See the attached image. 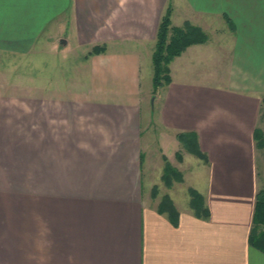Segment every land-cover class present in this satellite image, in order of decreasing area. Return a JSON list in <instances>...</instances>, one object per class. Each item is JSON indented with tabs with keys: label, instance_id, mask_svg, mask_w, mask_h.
Here are the masks:
<instances>
[{
	"label": "crops",
	"instance_id": "crops-1",
	"mask_svg": "<svg viewBox=\"0 0 264 264\" xmlns=\"http://www.w3.org/2000/svg\"><path fill=\"white\" fill-rule=\"evenodd\" d=\"M168 3L172 25L189 21L207 40L173 58L170 82L154 88L152 52ZM70 40L81 55L66 79L42 74L37 92L0 86V100L38 101L40 193L52 197L37 236H22V225L0 226L8 228L0 231V264H264L248 242L254 130L264 119V0H0L6 68H32L34 56L40 67L45 53ZM96 45L104 51L93 53ZM28 69L18 77L34 83ZM149 106L177 150L175 135L191 132L206 154L199 159L208 185L187 192L202 194L207 218L194 213L190 196L173 198L176 183L164 186L160 164L159 182L152 178L144 191L143 165L151 161L142 110ZM165 194L175 211L159 210Z\"/></svg>",
	"mask_w": 264,
	"mask_h": 264
},
{
	"label": "rangeland",
	"instance_id": "rangeland-1",
	"mask_svg": "<svg viewBox=\"0 0 264 264\" xmlns=\"http://www.w3.org/2000/svg\"><path fill=\"white\" fill-rule=\"evenodd\" d=\"M195 2L202 3L201 1ZM220 23V21H216L214 28L220 27ZM63 49L55 53H45V62L41 64L45 65V70L41 65L40 67L34 66L39 62L35 59L37 56L32 58L31 61H34L32 62L33 67L29 69L35 78L33 79L34 83L27 82L26 77H22L23 80L18 77L22 73L20 71H26L28 68H21V63L19 68H6L9 65L8 58L0 54V86L7 85L9 88L20 87V89L24 86L27 90L35 91L37 87L45 86L46 81H44V84L39 83V77L42 74L54 76L56 74L60 75V72H62L66 79L73 74L72 70L77 66L75 61L81 55V51L77 50L75 46L73 48L71 40ZM40 62L42 61L40 60ZM149 69L151 71L152 66H149ZM148 82V75L146 78L145 74L142 78V86L148 85ZM150 105H153L152 100ZM260 107L259 116L262 115L264 105ZM153 119L154 116H151L150 106L148 110H142V145L151 161L148 163L147 160L143 165L144 191H148L152 178L155 182H159L158 164H160V169L161 165L163 169L164 158H167L172 165H175L184 173L185 177V181L182 183L174 182L176 184L171 194L173 198L178 195V197L183 198L182 201H186L189 199L188 186L193 185L203 189L207 187L208 181L204 179L205 177L202 178L206 168L199 158L189 153L185 154L186 151L181 146L177 150L178 146L175 139L172 140L168 137L164 139L161 128L155 124ZM258 125L264 130V119ZM38 139V101L32 102L25 99L0 100V226L22 225L24 227L11 228L10 230L19 228L18 230L23 231L22 236L28 237L38 235V225L45 211L47 218H51L49 203L52 197H49V194L45 195L44 192L40 193ZM161 148L163 152L161 155L165 154V157L159 156ZM176 150L182 151L181 159L176 154L174 155L177 152ZM263 156L264 149L255 150L254 181L257 190L264 186ZM45 196H47L46 201ZM46 202L48 203V209H45ZM7 230L8 228H0L3 234H7ZM31 246H37V243L31 244Z\"/></svg>",
	"mask_w": 264,
	"mask_h": 264
},
{
	"label": "trees",
	"instance_id": "trees-1",
	"mask_svg": "<svg viewBox=\"0 0 264 264\" xmlns=\"http://www.w3.org/2000/svg\"><path fill=\"white\" fill-rule=\"evenodd\" d=\"M172 6L170 3L164 9L160 18L157 30L155 46L152 52L153 64V87L166 85L170 82L169 63L173 58L180 55L188 46L197 43H203L207 40V34L201 27L185 21L180 26L171 24ZM231 26V24H230ZM104 51V46L96 45L92 48L93 53ZM264 105V96L262 98ZM264 117V108L262 118ZM177 139L184 151L191 153L203 161H207V156L202 152L196 142L194 133H177ZM254 140L257 149H264V130L256 127L254 130ZM176 156L181 159L182 151L176 152ZM162 157H165L162 155ZM264 157V156H263ZM161 179L165 186L171 187L174 182H183V173L177 167L171 164L167 158H164ZM154 192L157 186L153 187ZM190 196L189 204L194 213L201 218L209 216L208 207L205 204L202 194L194 188H188ZM159 210L162 212L169 210L175 211L170 197L165 194L160 201ZM248 242L252 247L264 253V186L259 188L255 195L254 210L252 215V224L248 236Z\"/></svg>",
	"mask_w": 264,
	"mask_h": 264
}]
</instances>
